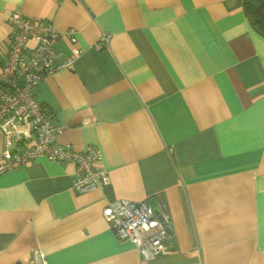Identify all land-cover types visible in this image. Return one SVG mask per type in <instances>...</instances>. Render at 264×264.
I'll use <instances>...</instances> for the list:
<instances>
[{"label":"crops","instance_id":"1","mask_svg":"<svg viewBox=\"0 0 264 264\" xmlns=\"http://www.w3.org/2000/svg\"><path fill=\"white\" fill-rule=\"evenodd\" d=\"M242 4L0 0V67L12 12L60 32L55 63L72 68L35 99L62 126L57 142L97 148L108 172L86 193L71 162L0 174V264H264V38ZM120 199L166 210L159 257L116 238L102 212Z\"/></svg>","mask_w":264,"mask_h":264},{"label":"built area","instance_id":"2","mask_svg":"<svg viewBox=\"0 0 264 264\" xmlns=\"http://www.w3.org/2000/svg\"><path fill=\"white\" fill-rule=\"evenodd\" d=\"M9 34L5 61L0 67V131L3 147L0 151V174L24 166L37 159L58 163L71 162L78 177L73 190L86 193L103 191L108 184V172L102 165V154L89 146L83 152L59 144L62 126L35 99L37 85L55 71L71 69L73 59L56 64V44L61 33L46 21L25 17L20 11L7 16ZM64 35L76 43L74 30ZM102 37L97 50L107 42ZM26 130H22V126ZM156 214L147 201L115 200L103 209L102 216L120 241L130 242L144 261L163 253L169 235V218L163 207Z\"/></svg>","mask_w":264,"mask_h":264},{"label":"trees","instance_id":"3","mask_svg":"<svg viewBox=\"0 0 264 264\" xmlns=\"http://www.w3.org/2000/svg\"><path fill=\"white\" fill-rule=\"evenodd\" d=\"M242 6L251 28L264 38V0H243Z\"/></svg>","mask_w":264,"mask_h":264},{"label":"water","instance_id":"4","mask_svg":"<svg viewBox=\"0 0 264 264\" xmlns=\"http://www.w3.org/2000/svg\"><path fill=\"white\" fill-rule=\"evenodd\" d=\"M149 205L153 208L154 212L157 214L158 213V210L156 207H154V205H152V203H149Z\"/></svg>","mask_w":264,"mask_h":264}]
</instances>
